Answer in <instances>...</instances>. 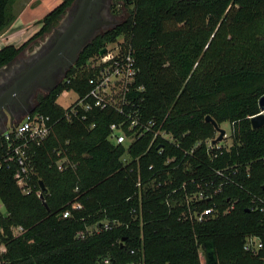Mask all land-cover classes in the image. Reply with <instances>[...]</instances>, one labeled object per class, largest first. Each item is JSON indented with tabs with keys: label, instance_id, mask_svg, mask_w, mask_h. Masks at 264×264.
<instances>
[{
	"label": "trees",
	"instance_id": "16d2710c",
	"mask_svg": "<svg viewBox=\"0 0 264 264\" xmlns=\"http://www.w3.org/2000/svg\"><path fill=\"white\" fill-rule=\"evenodd\" d=\"M15 1L0 0V33L16 18ZM116 1L129 16L99 33L38 99L34 112L50 116L54 127L30 150L33 192H22L14 166L0 168L9 213L0 217V264H203V252L208 264L207 242L217 264H264V125H252L264 96V0ZM74 2L63 0L22 46L2 48L0 68L54 31ZM121 37L136 56L134 87H143L134 92L135 106L79 108L69 120L71 107L59 97L65 90L85 96L98 70L91 59ZM134 110L141 124H154L128 146L117 144L112 124H123L128 135L143 130L128 129ZM209 115L220 126L230 123L229 148L222 141L208 146L218 133ZM158 130L173 141L155 136ZM62 158L71 164L60 170ZM41 182L49 210L36 194ZM197 192L205 198L188 204L186 195ZM205 208L214 214L192 216ZM18 226L24 230L15 234ZM253 236L263 243L257 253L245 248Z\"/></svg>",
	"mask_w": 264,
	"mask_h": 264
},
{
	"label": "built area",
	"instance_id": "2783aa9c",
	"mask_svg": "<svg viewBox=\"0 0 264 264\" xmlns=\"http://www.w3.org/2000/svg\"><path fill=\"white\" fill-rule=\"evenodd\" d=\"M122 42H124V39L108 45L105 48V54H100L91 59V67L98 69L96 75L90 79L92 88L83 97L76 92L77 98L69 106L71 107V110L67 114L69 120L80 116L79 108L85 112H89L94 108L105 109L107 107H112L121 112H126V108L135 106L134 92L141 91L143 87H134L139 72L136 56L134 54V49L132 47L124 48L120 44ZM63 94L67 96L69 95V91L65 90ZM132 112L128 114V118L130 119L128 129L133 131L140 125L143 130L135 131L132 135H128L123 124H112V135L110 138L117 144H125L128 146L137 139V136H142L146 131L150 130V126L154 124L152 121L149 122L148 125L141 124L137 110ZM261 113H264V109H262ZM53 125L50 116L30 111L23 116L17 124H14L10 128L7 127V129L0 134V168L5 166L8 168H11V166L15 167V179L24 194L33 192L31 176L34 171V165L32 155L30 154L31 147L34 144H41L44 142L53 132ZM159 134L173 141L170 134L158 130L155 136ZM207 143L209 147H213L216 144L218 145V143H214V140H209ZM218 147H220V144ZM126 157L127 156H125L124 159H126ZM69 164H71V162L68 158H62L57 162L60 170L67 168ZM72 166H75V164L72 163ZM138 186H141V183H138ZM43 192L44 190L40 188L36 191V194L38 197H41V195L44 194ZM186 198L188 204H190L193 201L204 199L205 195L203 192H197L187 194ZM72 207L80 209L83 206L81 203L75 202ZM214 210V208H205L200 211L195 210L192 216L198 221H203L209 215L214 214ZM7 215H9V213L0 196V217ZM70 216V210L65 211L63 214L65 218ZM108 227L109 226L106 225V228ZM13 230L15 234H20L24 229L18 226L13 227ZM1 232H3V230H1ZM85 236V232H80L78 234L79 238H85ZM262 247V241L254 236L248 238L245 246L247 250L254 253H257ZM0 249H3L0 253L6 250L2 242ZM132 252L134 253V250H132ZM105 263L111 264L110 258L105 259Z\"/></svg>",
	"mask_w": 264,
	"mask_h": 264
},
{
	"label": "water",
	"instance_id": "95a60500",
	"mask_svg": "<svg viewBox=\"0 0 264 264\" xmlns=\"http://www.w3.org/2000/svg\"><path fill=\"white\" fill-rule=\"evenodd\" d=\"M109 0H75L73 6L68 10L67 21L63 27L55 28V34L47 52L37 56L27 69L19 73L13 80L11 86L0 98V110H9L7 103L13 104L16 98L29 107L24 116L34 111L35 107L30 97L37 87H44L47 92L53 91L65 78L68 71L73 68L82 51L93 41L99 32L107 26L115 24L116 21L109 13ZM106 49L101 50L105 54ZM260 106L264 109V96L260 99ZM219 133L214 143L222 141L226 130L222 128L212 116H207ZM13 114L11 112V126H13ZM253 128L264 125V113L252 118ZM7 125L0 126V134L7 129ZM44 190L45 185L41 182ZM40 199L49 210L47 200L43 195ZM1 245V242H0ZM208 264H217V255L212 242L205 244Z\"/></svg>",
	"mask_w": 264,
	"mask_h": 264
},
{
	"label": "crops",
	"instance_id": "0c3cea01",
	"mask_svg": "<svg viewBox=\"0 0 264 264\" xmlns=\"http://www.w3.org/2000/svg\"><path fill=\"white\" fill-rule=\"evenodd\" d=\"M61 2L63 0H16L13 5L16 18L0 33V50L8 45L22 46L42 28L44 17Z\"/></svg>",
	"mask_w": 264,
	"mask_h": 264
},
{
	"label": "rangeland",
	"instance_id": "374dc122",
	"mask_svg": "<svg viewBox=\"0 0 264 264\" xmlns=\"http://www.w3.org/2000/svg\"><path fill=\"white\" fill-rule=\"evenodd\" d=\"M62 3V2H61ZM60 3V4H61ZM109 13L112 16V18H114V20L116 21L115 24H112L110 26L105 27L104 29H102L99 33L104 32L108 29H111L112 27H114L115 25L123 22L128 16H129V8H125L124 3L121 1H116V0H109ZM69 17L68 14L65 15V17L63 18L62 22H66V18ZM55 34V30L52 31L51 33L47 34L44 38L38 39L36 41H34L33 43H31L24 51L22 57L25 59H28L29 57L35 55L36 53H38L40 50H42L43 48H45V46H47V44L52 40V38L54 37ZM124 37H121L119 40H123ZM7 66L0 69V72L2 70H6L7 71ZM5 71V72H6ZM64 79V78H63ZM43 94V93H42ZM41 94V95H42ZM40 97V96H39ZM39 97L34 101L33 105L36 106L38 103V99ZM77 98V93L74 90L69 91V95L65 96L64 94L62 96L59 97L58 99V103L63 106L64 108H68ZM15 124H17V120H14ZM11 127V124H8V128ZM221 127L224 128L226 130V136L223 138L222 140V145H224L225 147L229 148L232 144H233V139H232V127L230 125V123L228 122H224L221 124ZM219 136V133H217V137ZM90 231L93 230V228H89ZM0 251H3V249H0ZM204 253V252H203ZM202 262L203 264H207L206 262V257L203 254L202 255Z\"/></svg>",
	"mask_w": 264,
	"mask_h": 264
},
{
	"label": "flooded vegetation",
	"instance_id": "af4514ba",
	"mask_svg": "<svg viewBox=\"0 0 264 264\" xmlns=\"http://www.w3.org/2000/svg\"><path fill=\"white\" fill-rule=\"evenodd\" d=\"M110 4V3H109ZM110 8V7H109ZM67 20V18H66ZM65 25L64 22L60 23L58 27H63ZM50 48V43L45 46L42 50H40L38 53L35 55L29 57L28 59H25L22 57L23 52L10 64H8L7 71L2 70L0 72V98L5 95V92L8 90V88L11 86L13 80L19 73L24 71L25 69L28 68V66L33 62V60L39 56L42 55L44 52H47L48 49ZM6 71V72H5ZM43 93V94H42ZM47 89L44 87H37L34 92L32 93L30 97V101L32 104L34 101L42 94H48ZM8 109L9 110H0V126H5L10 123L11 124V112L13 114V123L15 124L14 120L20 121V119L24 116V113L26 110L29 108L21 101V98H16L15 102L11 104L10 102L7 103Z\"/></svg>",
	"mask_w": 264,
	"mask_h": 264
}]
</instances>
